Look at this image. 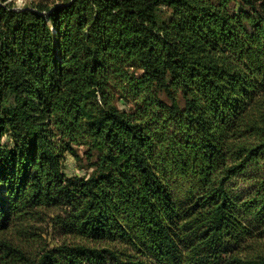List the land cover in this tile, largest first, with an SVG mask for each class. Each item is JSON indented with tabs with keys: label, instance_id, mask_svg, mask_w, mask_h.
I'll list each match as a JSON object with an SVG mask.
<instances>
[{
	"label": "trees",
	"instance_id": "obj_1",
	"mask_svg": "<svg viewBox=\"0 0 264 264\" xmlns=\"http://www.w3.org/2000/svg\"><path fill=\"white\" fill-rule=\"evenodd\" d=\"M0 264H264V0H0Z\"/></svg>",
	"mask_w": 264,
	"mask_h": 264
},
{
	"label": "rangeland",
	"instance_id": "obj_2",
	"mask_svg": "<svg viewBox=\"0 0 264 264\" xmlns=\"http://www.w3.org/2000/svg\"><path fill=\"white\" fill-rule=\"evenodd\" d=\"M11 2L13 3V6L15 8H20L23 7L25 5H29L31 0H11ZM64 170L67 174L70 173H74V172H79L80 174L83 173V171H79L76 167L75 164L72 160L71 157H67L64 161ZM235 186L233 187V189L238 190V191H243L245 189V187L243 186V184H241L238 181H234L233 183ZM43 232L41 233V240L43 241V243L46 244H52L54 242H56V240L59 237L58 235H56V233L54 234V232L52 231V229H50V227H48L45 223H43L41 225Z\"/></svg>",
	"mask_w": 264,
	"mask_h": 264
}]
</instances>
